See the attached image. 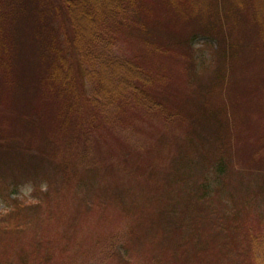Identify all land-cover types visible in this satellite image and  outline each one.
Wrapping results in <instances>:
<instances>
[{"label": "rangeland", "instance_id": "374dc122", "mask_svg": "<svg viewBox=\"0 0 264 264\" xmlns=\"http://www.w3.org/2000/svg\"><path fill=\"white\" fill-rule=\"evenodd\" d=\"M7 1L14 42L11 69L0 68V264H255L264 0H208L202 15L189 2L179 11L139 0V14L118 22L112 51L149 82L133 77L120 86L134 88L111 93L100 89V60L73 50L59 0L50 11ZM50 40L66 51L70 88L85 82L89 100L78 97L70 112L45 81ZM135 92L152 98L151 109ZM84 125L94 126L87 139Z\"/></svg>", "mask_w": 264, "mask_h": 264}, {"label": "trees", "instance_id": "16d2710c", "mask_svg": "<svg viewBox=\"0 0 264 264\" xmlns=\"http://www.w3.org/2000/svg\"><path fill=\"white\" fill-rule=\"evenodd\" d=\"M36 1L42 3L45 6V10L50 11L49 0ZM166 1L168 5L179 11H181L185 2H189L190 13L197 9V13L202 15L208 9V0ZM6 3H8L7 0H0V68L10 70V52L12 42H14L10 26L12 19L10 13L14 11H4L3 8ZM59 3L61 5L59 10L63 14V20L71 27V39L69 38V40L74 46L73 50L78 52L80 56L87 57L92 55L100 60L101 90L105 89L108 93H111L112 89L117 92L131 90L134 88L133 86H120V84H128L133 77L139 78L145 83L149 82L148 75L146 74L145 76V73L140 70L136 63H132L130 59L121 60L112 51L113 44L111 40L114 38L118 22L128 18L131 13L139 14V0H59ZM47 44V51L50 54L47 55L48 61L45 71L47 79L45 81H47L46 83L50 88H56L64 96L66 108L70 112L76 107H80L81 102L76 105L78 97L89 100L83 90L85 82L80 84L78 91L70 88L73 85V78L70 80L71 68L65 49L61 43L59 46L54 40H50ZM85 75L83 74L84 77ZM121 87H124V89H121ZM135 96L138 98L140 105L145 104L148 109H151L154 101L147 93L141 95L139 92H135ZM155 103L158 107H161L160 102ZM158 109L163 112L162 109ZM84 127L86 128L81 127V130L87 131L85 136V139H87L94 126L84 125ZM258 232V234L256 232L249 234L251 243H254L251 249L254 254V263L264 264V229ZM259 238L262 239L260 244L253 241ZM259 245L261 247L260 252L257 249Z\"/></svg>", "mask_w": 264, "mask_h": 264}]
</instances>
